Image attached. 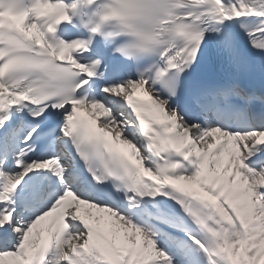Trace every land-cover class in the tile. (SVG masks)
Here are the masks:
<instances>
[{"label": "snow or ice", "instance_id": "1", "mask_svg": "<svg viewBox=\"0 0 264 264\" xmlns=\"http://www.w3.org/2000/svg\"><path fill=\"white\" fill-rule=\"evenodd\" d=\"M0 264H264V0H0Z\"/></svg>", "mask_w": 264, "mask_h": 264}]
</instances>
